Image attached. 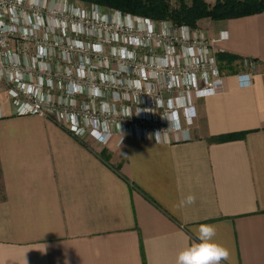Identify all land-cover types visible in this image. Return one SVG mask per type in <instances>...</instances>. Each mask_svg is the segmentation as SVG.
Here are the masks:
<instances>
[{
	"label": "crops",
	"instance_id": "obj_1",
	"mask_svg": "<svg viewBox=\"0 0 264 264\" xmlns=\"http://www.w3.org/2000/svg\"><path fill=\"white\" fill-rule=\"evenodd\" d=\"M211 27L223 74L185 141H82L1 93L0 264H175L203 224L221 264H264V12Z\"/></svg>",
	"mask_w": 264,
	"mask_h": 264
},
{
	"label": "built area",
	"instance_id": "obj_2",
	"mask_svg": "<svg viewBox=\"0 0 264 264\" xmlns=\"http://www.w3.org/2000/svg\"><path fill=\"white\" fill-rule=\"evenodd\" d=\"M99 11L91 22L54 0H0V102L5 91L15 114L48 118L82 141L190 139L198 99L217 92L226 37L119 10L112 25ZM256 64L244 60L241 83Z\"/></svg>",
	"mask_w": 264,
	"mask_h": 264
},
{
	"label": "trees",
	"instance_id": "obj_3",
	"mask_svg": "<svg viewBox=\"0 0 264 264\" xmlns=\"http://www.w3.org/2000/svg\"><path fill=\"white\" fill-rule=\"evenodd\" d=\"M86 4H96L123 13L149 17L155 20H171L177 25L197 27L199 21L209 18L222 21L264 12V0H216L214 5L206 0H182L178 7H173L170 0H82ZM226 55L225 51L218 54V59ZM245 59L258 63L257 58L232 55L228 62L236 60L241 63Z\"/></svg>",
	"mask_w": 264,
	"mask_h": 264
},
{
	"label": "clouds",
	"instance_id": "obj_4",
	"mask_svg": "<svg viewBox=\"0 0 264 264\" xmlns=\"http://www.w3.org/2000/svg\"><path fill=\"white\" fill-rule=\"evenodd\" d=\"M183 203H195V196L188 195ZM216 228L203 224L198 229V242L184 247L176 256L175 264H221L229 256V250L214 239Z\"/></svg>",
	"mask_w": 264,
	"mask_h": 264
},
{
	"label": "rangeland",
	"instance_id": "obj_5",
	"mask_svg": "<svg viewBox=\"0 0 264 264\" xmlns=\"http://www.w3.org/2000/svg\"><path fill=\"white\" fill-rule=\"evenodd\" d=\"M186 1L188 3L192 2V0H186ZM206 1L211 5H214L216 3V0H206ZM170 2L173 7H178L181 4L182 0H170ZM54 4L58 5V7L63 6L64 10H66V8L68 10H84L85 15L86 14L90 15V16L88 15L86 20L91 21V22L94 21V20H91V18L94 16L93 15L94 10H100L99 13L103 15V18L106 17L108 19V22H110L112 25H116V19L114 18L115 14L113 12L114 9H109L106 7L95 8L90 4L84 3L82 0H54ZM50 5L52 6V4ZM99 17L98 15L94 16V18H99ZM214 23L215 21L209 18H205L199 21V24L197 27L204 29L207 32L208 36H210L213 34V29L211 26ZM158 24L161 25L160 23Z\"/></svg>",
	"mask_w": 264,
	"mask_h": 264
}]
</instances>
